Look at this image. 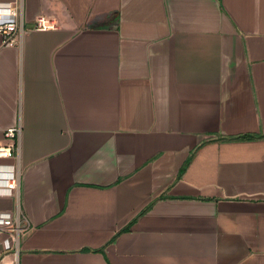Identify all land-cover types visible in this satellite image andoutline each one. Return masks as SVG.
Here are the masks:
<instances>
[{"label": "crops", "instance_id": "0c3cea01", "mask_svg": "<svg viewBox=\"0 0 264 264\" xmlns=\"http://www.w3.org/2000/svg\"><path fill=\"white\" fill-rule=\"evenodd\" d=\"M7 2L18 264H264V0Z\"/></svg>", "mask_w": 264, "mask_h": 264}, {"label": "built area", "instance_id": "2783aa9c", "mask_svg": "<svg viewBox=\"0 0 264 264\" xmlns=\"http://www.w3.org/2000/svg\"><path fill=\"white\" fill-rule=\"evenodd\" d=\"M23 22L21 7L18 3H0V32L6 43H13L22 30ZM34 28L52 29L56 28V22L45 15H39L35 19ZM19 135L18 127H9L5 130L6 141L0 143V159L16 157L14 151L18 149L16 138ZM19 184L20 170L18 163H0V192L14 197L16 207L10 211H0V246L8 243L10 253L8 264H18V254L21 239L30 229L29 220L23 215L19 208Z\"/></svg>", "mask_w": 264, "mask_h": 264}]
</instances>
